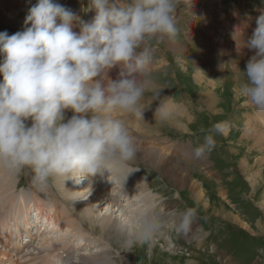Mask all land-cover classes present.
<instances>
[{
  "label": "rangeland",
  "instance_id": "obj_1",
  "mask_svg": "<svg viewBox=\"0 0 264 264\" xmlns=\"http://www.w3.org/2000/svg\"><path fill=\"white\" fill-rule=\"evenodd\" d=\"M54 2L85 21H91L96 14L89 10V0ZM13 3L0 0V32L7 31L9 35L30 26L25 25L27 10L13 7ZM26 3L29 10L36 0ZM262 13L264 0H177L176 37L149 42L154 52L147 74L141 77L146 88L142 120L122 112L112 116L125 121L136 148H151L172 167L148 165V160L139 154L129 165L138 176L137 181L145 182L146 178L150 195L157 200L153 209L162 226L150 243L128 248L120 243V237L100 235L101 230L89 234L87 222L82 224L77 219H73L78 222L72 227L68 226L72 223L58 219L56 224L61 229H51L57 215L49 190L59 195L54 178L46 188H38L28 174L13 177L3 169L8 185L7 191L0 190V199H5L0 201V218L24 199L28 218L34 220L28 221L32 223L31 238L24 235L26 223L16 222L19 231L8 217L0 221V264H65L55 248L70 251L72 261H76L78 253L88 257L102 253L85 264H264V160H259L264 159V137L255 144L258 132L244 135L247 122L259 110L241 95L246 64L255 54L254 49L247 47V41ZM73 30L79 32L75 20ZM120 71L119 66L113 67L108 71L109 78L117 79ZM201 95L212 98L211 109ZM71 115L66 112V118ZM218 123H226L228 128L215 135L216 147L210 153L195 156L194 149L204 143L205 135ZM255 127L264 134V124L257 123ZM88 192L82 202L89 199ZM134 192L139 198L143 196L139 190ZM76 199L79 200L77 196ZM158 202L162 203L159 207ZM141 204L135 205L126 219L131 220ZM61 206L65 208L62 203L57 204V208ZM39 207L42 216L37 215ZM105 207L106 203L99 205L96 214L107 213ZM187 208H195L197 214L191 227L182 232L177 224ZM117 214L120 216L119 209ZM37 220L41 221L37 222L39 227L44 224L39 233ZM95 226L99 227L96 223ZM5 227L10 229L13 241L17 238L14 244L24 247L20 256L2 255L12 248L5 246ZM50 238L58 246L42 242ZM82 244L86 247L81 248ZM77 245L80 248L72 251L71 247ZM47 248L55 250L53 255L46 256ZM31 251L38 257L32 259ZM45 256L49 259L41 261Z\"/></svg>",
  "mask_w": 264,
  "mask_h": 264
},
{
  "label": "clouds",
  "instance_id": "obj_2",
  "mask_svg": "<svg viewBox=\"0 0 264 264\" xmlns=\"http://www.w3.org/2000/svg\"><path fill=\"white\" fill-rule=\"evenodd\" d=\"M88 8L96 13L91 21L54 0H36L25 18L30 26L11 35L0 32V168L13 177L28 174L38 188L57 177L79 183L135 160L127 124L111 113L142 120L141 77L154 52L149 42L177 35V0H89ZM255 23L247 41L255 54L246 64L241 95L264 111V13ZM116 66L118 78L110 79L108 71ZM227 128L214 125L195 156L210 153L215 135ZM133 172L121 183L122 198ZM196 214L187 208L177 229L186 232ZM114 224L128 248L150 243L162 226L150 202L142 203L131 220Z\"/></svg>",
  "mask_w": 264,
  "mask_h": 264
},
{
  "label": "bare ground",
  "instance_id": "obj_3",
  "mask_svg": "<svg viewBox=\"0 0 264 264\" xmlns=\"http://www.w3.org/2000/svg\"><path fill=\"white\" fill-rule=\"evenodd\" d=\"M8 1L15 2L12 5L13 7H19V8L24 9L25 11L27 10V12L29 11L27 9V6L25 5V4H27L26 3L27 0H8ZM10 7H11V5H10ZM10 7H8V10H11ZM13 7H11V8H13ZM201 100H203V102L210 109L212 108V98L211 97L206 96V95H201ZM115 113L116 112L111 113V116H113ZM247 123H248V126H246L247 128L245 129L246 132H244V135L252 136L253 134H255V132H258L257 137L255 135L254 136L256 137L255 139L258 138L259 140L255 141V139H254V143L255 144L260 143L262 141V137H264V134L261 131H259V128L255 127V125L257 123L264 124V112L259 110V112H256V114L253 117H251ZM138 147H139V149L138 148L137 149L139 151H137V154H139V157L141 159L145 158L146 160H148V165H152L153 163L155 165V163H157V165L162 164V166L171 167V164L165 162L166 160L164 157H163L164 158V160H163L162 158H160L158 153L151 151V148L147 149V148L140 146V145ZM259 160L262 161L264 159L260 157ZM145 163H147V161ZM133 171H134V169L130 166L125 167V168H121V169L109 168L108 173L104 172V174L102 176L96 175L93 177L83 178L80 180L79 183H77V181L72 180V179L65 180V178H63V177L54 178V183H55V186L57 187L59 195L58 194L56 195L54 193V190H51V189L49 190V195H51V197H52V202H53V207H54L53 211L57 215V216L53 217L54 222L52 221V223L54 225L51 227V229H55V230L61 229V227H59V224H56L58 219L59 220L61 219L64 222L72 223L70 225L67 223L69 227L70 226L72 227L73 223H74L72 221L77 219L82 224H84L85 221L87 222V225H85V226H86V229L90 232L89 234H91L92 232H95V231L99 232L101 230L102 234H100V235H108L109 236L111 234L114 238H119V236L116 232L114 222H119L121 220H125L127 215L132 214V212L134 210V206L139 204V203L150 202L153 206V203L157 202V200L153 199V197L150 195V190L148 188V184L146 182H142L141 180L137 181L138 176H135L134 175L135 173ZM0 172H2L0 174V190L2 189V191L5 192V191H7L6 187L8 185V180L6 178L7 174L3 173L2 168H0ZM129 172H133V173L129 174L126 177V180L123 184V191L130 198L128 196H124L122 198V196H121V183L124 180L125 175ZM181 178L183 179V177H181ZM181 178H176L175 180L179 181ZM79 185H85V188L83 189L82 186H79ZM192 186H193V190L195 191L196 186H194V185H192ZM136 190L137 191L139 190V194H141V195L143 193V196L139 198V195L136 192H134ZM88 191L91 192V194ZM87 192H88V194H90L89 199L82 202V198L84 197V194ZM195 192H197V191H195ZM77 193L80 195H78ZM196 194H197V196L200 195L198 192ZM76 196H77V198H79V200L76 199ZM0 201L2 203L5 201V199L2 198V199H0ZM60 203L65 205V208H63L62 206L60 208H57V204H59V206H60ZM105 203H106V207H107V208L106 207L105 208L108 212L103 214V215H100L99 213H98L99 215L96 214L98 206L101 204H105ZM3 204H5V203H3ZM11 204H13V203H11ZM261 204L264 206V203L261 202ZM24 205H25V200L20 199V201L18 202V205L16 206L17 210H16V207L12 206L9 213H4L1 216L0 221H4V219L8 217L9 220H13L12 224H15L16 228L19 231H20V225H18V224H22L23 222L26 223L27 226L25 227V230H24L25 234L24 235L26 237L31 238L33 235L32 231L30 230V226H32V223H29L28 221H33L34 218H33V220L28 218V214L25 210L26 207L24 208ZM124 205H127V206H124ZM160 205H162V203L158 202L157 206L159 207ZM18 207H20V208L18 209ZM118 209L120 210V216H118V214L116 215V212L118 211ZM1 211H0V215L2 214ZM42 211L43 210L39 207L37 215L42 216L43 215ZM123 216H124V218L122 219ZM47 219H48V217H45V220H47ZM37 222H39V220H37L35 223L36 224V233H39V231L41 230V228L44 224H41V226L39 227ZM76 223H74V226L77 225ZM95 223L98 224L99 227L95 226ZM88 224L91 225V228L88 227ZM3 227H4V225H3ZM43 230H45V228ZM109 231H110V233H109ZM2 233H4L3 235L5 236V240H4L5 246H7L8 249H9V247H12L8 250V252L7 251L3 252L2 255L4 257H6V256L10 255V253H15L14 256L21 254L24 247L23 246L20 247L18 245L17 246L15 245L17 243L16 241H18V240H17V238H14L15 241L12 240L10 229L5 227V228H3ZM96 237L98 239L100 238L99 236H96ZM61 238L63 239L64 237H61ZM2 239H3V237H1V232H0V242L2 241ZM14 242H15V244H14ZM42 242H44L45 244H48L49 242H51V244L53 246H58V245L54 244L57 241L53 240L52 238H50L48 240H44ZM26 246H27V249L30 248V246H28V244ZM83 246H85V244L84 245L82 244L81 248ZM79 248H80V245L71 247L72 251H74V252L76 251L75 249H79ZM63 249H64V247H63ZM37 250H38V248H37ZM55 250L57 251V254H56V252H55V254L58 255L61 259L66 261L65 264H85L84 263L85 261H88L91 263L93 261V260H91L92 258L98 259L102 254L100 252H97V253L91 255L90 257H88L89 256L88 254H87L88 256H86V254H79L78 253L76 256V261H72L70 259V257H71L70 251H68V252L66 250L62 251L58 248H55ZM55 250H53L52 248H47L46 256L51 255V254L53 255ZM65 252H66V254H65ZM37 253H39V252L37 251ZM33 254L34 253L32 251L29 252V255H33ZM46 256L42 257L43 259L41 261H43L44 259H46V260L49 259V258H46ZM36 257H38V254L36 256L33 255L32 259H35ZM6 258H8V257H6ZM103 262H104L103 264H108L105 261H103ZM62 264H64V263H62Z\"/></svg>",
  "mask_w": 264,
  "mask_h": 264
}]
</instances>
